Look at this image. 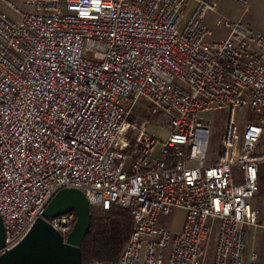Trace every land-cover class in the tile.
Here are the masks:
<instances>
[{
  "label": "built area",
  "instance_id": "2783aa9c",
  "mask_svg": "<svg viewBox=\"0 0 264 264\" xmlns=\"http://www.w3.org/2000/svg\"><path fill=\"white\" fill-rule=\"evenodd\" d=\"M1 3L0 255L75 188L131 216L114 264H246V229H264V35L219 16L227 35L210 39L213 0ZM139 102L168 118L164 140L128 121ZM221 109L209 163L206 117ZM179 210L180 230L159 223ZM75 220L46 221L64 241Z\"/></svg>",
  "mask_w": 264,
  "mask_h": 264
},
{
  "label": "rangeland",
  "instance_id": "374dc122",
  "mask_svg": "<svg viewBox=\"0 0 264 264\" xmlns=\"http://www.w3.org/2000/svg\"><path fill=\"white\" fill-rule=\"evenodd\" d=\"M11 2H15V0H8ZM247 1V7L243 6L234 0H213L215 2V13H208L205 16V24L212 31L213 36L210 37L213 41H220L225 38L227 32L225 29L221 27V21L219 16L224 18L240 21L242 25L247 26L254 30L255 32H259L264 35V5L260 0H255L251 3L250 0ZM0 9L7 14H10L9 10L1 3L0 0ZM211 40V41H212ZM210 42V41H209ZM211 43V42H210ZM144 102H139L137 106L133 109V115L129 118L128 121L132 122L137 120L141 122L142 120H148V133L153 134L156 137H159L161 140L166 138V132L164 128L168 124V118L161 113L156 112L153 117H149L146 114V109ZM146 107V106H145ZM247 112L237 111L236 119L238 123V127H243L246 121ZM207 121H209L210 125V134L208 138V150L207 157L208 162L212 163L216 160V155L220 152L221 146L223 143L224 137V129L226 123V111L216 110L211 115L206 117ZM264 193V181L261 185V195ZM95 212H99V208H93ZM183 213L180 211H176L175 213L170 214L169 216H160L159 223L170 227L172 230H180L183 224ZM214 225V232L211 234L209 239V250L208 255L211 256L212 248L214 246L215 240V231L217 227V222L212 221ZM250 234L245 235V247L254 249L259 255L264 252V232L259 229H251ZM121 252V251H120ZM264 259V258H263ZM262 259L254 261L253 264H260Z\"/></svg>",
  "mask_w": 264,
  "mask_h": 264
},
{
  "label": "water",
  "instance_id": "95a60500",
  "mask_svg": "<svg viewBox=\"0 0 264 264\" xmlns=\"http://www.w3.org/2000/svg\"><path fill=\"white\" fill-rule=\"evenodd\" d=\"M68 212L75 214L72 230L63 241L47 219ZM90 225V206L84 194L75 188L60 189L46 205L26 236L12 249L0 255V264H82L81 244ZM4 230L0 219V246Z\"/></svg>",
  "mask_w": 264,
  "mask_h": 264
},
{
  "label": "trees",
  "instance_id": "16d2710c",
  "mask_svg": "<svg viewBox=\"0 0 264 264\" xmlns=\"http://www.w3.org/2000/svg\"><path fill=\"white\" fill-rule=\"evenodd\" d=\"M98 211L90 208V225L81 244L82 264H114L129 237L132 220L126 211L117 207Z\"/></svg>",
  "mask_w": 264,
  "mask_h": 264
},
{
  "label": "crops",
  "instance_id": "0c3cea01",
  "mask_svg": "<svg viewBox=\"0 0 264 264\" xmlns=\"http://www.w3.org/2000/svg\"><path fill=\"white\" fill-rule=\"evenodd\" d=\"M251 1V3L252 2H254L255 0H250ZM261 1V3L264 5V0H260ZM180 212H182L183 213V215H184V211H182V210H179ZM183 218H184V216H183ZM251 229H259V230H262L263 232H264V229H262V228H253V227H250V228H248V229H246V234L248 233V234H250V230ZM262 256H263V258H264V252H263V254H262ZM259 258H261L262 259V262L260 263V264H264V259L261 257V253H260V255L254 250V249H249V248H246L245 247V263L246 264H253L254 263V261H255V263H256V261L257 260H259Z\"/></svg>",
  "mask_w": 264,
  "mask_h": 264
}]
</instances>
